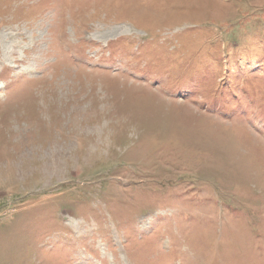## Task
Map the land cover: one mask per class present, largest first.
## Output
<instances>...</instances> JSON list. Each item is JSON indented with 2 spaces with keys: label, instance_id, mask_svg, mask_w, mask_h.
Wrapping results in <instances>:
<instances>
[{
  "label": "rangeland",
  "instance_id": "obj_1",
  "mask_svg": "<svg viewBox=\"0 0 264 264\" xmlns=\"http://www.w3.org/2000/svg\"><path fill=\"white\" fill-rule=\"evenodd\" d=\"M0 264H264V0H0Z\"/></svg>",
  "mask_w": 264,
  "mask_h": 264
},
{
  "label": "bare ground",
  "instance_id": "obj_2",
  "mask_svg": "<svg viewBox=\"0 0 264 264\" xmlns=\"http://www.w3.org/2000/svg\"><path fill=\"white\" fill-rule=\"evenodd\" d=\"M125 28V27H124Z\"/></svg>",
  "mask_w": 264,
  "mask_h": 264
}]
</instances>
